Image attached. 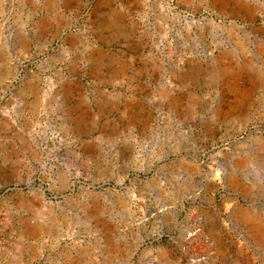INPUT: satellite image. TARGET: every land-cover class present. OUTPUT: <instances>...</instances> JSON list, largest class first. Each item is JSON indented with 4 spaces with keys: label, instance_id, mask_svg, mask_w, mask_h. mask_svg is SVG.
I'll use <instances>...</instances> for the list:
<instances>
[{
    "label": "rangeland",
    "instance_id": "1",
    "mask_svg": "<svg viewBox=\"0 0 264 264\" xmlns=\"http://www.w3.org/2000/svg\"><path fill=\"white\" fill-rule=\"evenodd\" d=\"M0 264H264V0H0Z\"/></svg>",
    "mask_w": 264,
    "mask_h": 264
},
{
    "label": "bare ground",
    "instance_id": "2",
    "mask_svg": "<svg viewBox=\"0 0 264 264\" xmlns=\"http://www.w3.org/2000/svg\"><path fill=\"white\" fill-rule=\"evenodd\" d=\"M234 75V74H233ZM237 80V79H236ZM247 220H248V222H250V223H252V224H254L255 223V219L254 218H252V217H250V216H248L247 217ZM259 224V223H258ZM260 225V224H259ZM256 226H258V225H256ZM261 228V227H260ZM262 229V228H261Z\"/></svg>",
    "mask_w": 264,
    "mask_h": 264
}]
</instances>
